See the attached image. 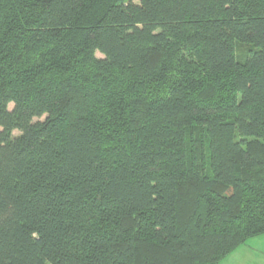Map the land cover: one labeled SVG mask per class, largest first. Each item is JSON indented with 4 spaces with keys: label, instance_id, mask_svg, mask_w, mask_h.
<instances>
[{
    "label": "trees",
    "instance_id": "16d2710c",
    "mask_svg": "<svg viewBox=\"0 0 264 264\" xmlns=\"http://www.w3.org/2000/svg\"><path fill=\"white\" fill-rule=\"evenodd\" d=\"M263 234L264 0H0V264Z\"/></svg>",
    "mask_w": 264,
    "mask_h": 264
},
{
    "label": "crops",
    "instance_id": "0c3cea01",
    "mask_svg": "<svg viewBox=\"0 0 264 264\" xmlns=\"http://www.w3.org/2000/svg\"><path fill=\"white\" fill-rule=\"evenodd\" d=\"M219 264H264V234L247 240Z\"/></svg>",
    "mask_w": 264,
    "mask_h": 264
},
{
    "label": "rangeland",
    "instance_id": "374dc122",
    "mask_svg": "<svg viewBox=\"0 0 264 264\" xmlns=\"http://www.w3.org/2000/svg\"><path fill=\"white\" fill-rule=\"evenodd\" d=\"M134 1H135L136 3H138V0H134ZM242 51H244V48H242V47H241V48L239 49V52H242ZM96 56H97V57H99V58L101 57V55H100V54H98V53H97V55H96ZM13 135H14V136L18 135V132H14V134H13Z\"/></svg>",
    "mask_w": 264,
    "mask_h": 264
}]
</instances>
